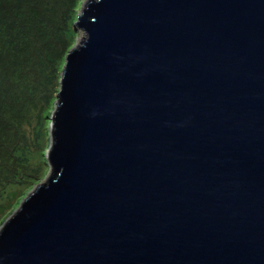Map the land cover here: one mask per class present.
<instances>
[{
  "label": "water",
  "instance_id": "1",
  "mask_svg": "<svg viewBox=\"0 0 264 264\" xmlns=\"http://www.w3.org/2000/svg\"><path fill=\"white\" fill-rule=\"evenodd\" d=\"M74 26L0 264H264V0H89Z\"/></svg>",
  "mask_w": 264,
  "mask_h": 264
},
{
  "label": "trees",
  "instance_id": "2",
  "mask_svg": "<svg viewBox=\"0 0 264 264\" xmlns=\"http://www.w3.org/2000/svg\"><path fill=\"white\" fill-rule=\"evenodd\" d=\"M65 5L73 7L63 0H0L2 190L27 183L32 176L27 172L24 126L32 115L38 118L43 105L55 101L60 69L57 64L68 50L72 34L64 16Z\"/></svg>",
  "mask_w": 264,
  "mask_h": 264
},
{
  "label": "rangeland",
  "instance_id": "3",
  "mask_svg": "<svg viewBox=\"0 0 264 264\" xmlns=\"http://www.w3.org/2000/svg\"><path fill=\"white\" fill-rule=\"evenodd\" d=\"M87 0H63L64 4H72L73 7L65 5L64 16L66 14L67 23L70 24L72 34L68 42V49L79 43V39L83 36V31L74 26V21L80 9ZM64 49L63 51H65ZM62 51V52H63ZM67 52V51H66ZM65 54V53H64ZM60 57L57 66L61 69L63 58ZM60 69H58L60 71ZM58 83V80H57ZM56 94V93H55ZM52 102V103H51ZM49 105H43V110L38 118L32 115V120L24 126V133L27 138L28 163L27 172L32 175L27 183L19 186H6L0 195V229L5 221L13 214L19 205L25 200L26 196L39 184H42L51 172V166L45 158V153L49 149L50 134L48 130V123L50 121L54 102L51 101ZM37 167L36 172L33 168ZM51 167V168H50ZM25 172V173H27Z\"/></svg>",
  "mask_w": 264,
  "mask_h": 264
}]
</instances>
